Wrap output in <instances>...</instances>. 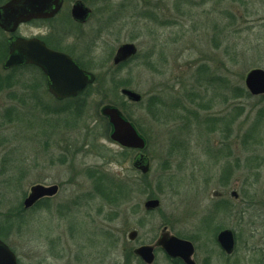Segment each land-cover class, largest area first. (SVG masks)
Returning a JSON list of instances; mask_svg holds the SVG:
<instances>
[{"label":"rangeland","instance_id":"obj_1","mask_svg":"<svg viewBox=\"0 0 264 264\" xmlns=\"http://www.w3.org/2000/svg\"><path fill=\"white\" fill-rule=\"evenodd\" d=\"M86 1L92 21L62 49L97 82L74 116H57L62 105L36 70L6 75L0 42V240L20 264H142L130 253L170 232L193 243L197 264H264V95L235 94L251 70H264V0ZM62 27L77 30L67 17ZM127 43L138 54L117 67ZM106 107L147 140V174L133 165L138 152L112 159L123 148L110 138ZM101 171L134 185L121 207L97 195L91 175ZM36 185L60 190L24 212ZM149 199L160 207L146 211ZM227 229L232 257L216 241ZM154 264L180 263L158 249Z\"/></svg>","mask_w":264,"mask_h":264},{"label":"water","instance_id":"obj_2","mask_svg":"<svg viewBox=\"0 0 264 264\" xmlns=\"http://www.w3.org/2000/svg\"><path fill=\"white\" fill-rule=\"evenodd\" d=\"M63 0H55L56 7H61ZM25 0H11L0 8V26L3 30L14 33L18 25L27 21L30 17L24 14ZM90 14V10L78 2L72 10V16L76 21L84 22ZM37 17V16H36ZM134 44L122 45L114 58V65L125 63L137 55ZM38 66L47 77L49 92L58 101H64L77 97L88 85L95 82V75L80 67L72 57L65 53L55 52L47 48L45 43L32 39L26 40L22 37L10 39L9 55L4 63V69L23 65ZM245 87L252 96L264 95V70H251L245 78ZM121 94L132 103H140L142 96L131 89L124 88ZM103 114L108 118L112 126L110 138L113 142L126 149L143 151L146 148L145 139L138 133L134 125L127 121L116 107H106ZM134 167L144 174L149 171V160L139 154ZM59 187L36 185L31 188L30 195L25 199V209L32 208L38 201L57 195ZM235 197L237 194H233ZM161 205L159 199H149L144 203L146 211H155ZM138 237L137 231L129 234V240L134 242ZM221 249L232 255L235 251L234 233L227 229L221 231L217 236ZM161 248L171 259H180L184 264H197L193 257L195 246L192 242L180 239L170 232H163L154 245H143L134 250L136 256L140 257L145 264H154L156 260L155 250ZM0 264H18L15 253L10 247L0 240Z\"/></svg>","mask_w":264,"mask_h":264},{"label":"flooded vegetation","instance_id":"obj_3","mask_svg":"<svg viewBox=\"0 0 264 264\" xmlns=\"http://www.w3.org/2000/svg\"><path fill=\"white\" fill-rule=\"evenodd\" d=\"M10 1L11 0H1L0 8L5 6ZM68 1L69 0H63L61 2V7L57 9L55 0H25L24 14L26 16L28 15V16H33V17H30L27 21L18 25L14 33H9L7 31H4L0 26V36H1L0 42H1L2 48H4V55L2 57L3 60L1 62L2 70H3L4 62L6 61L9 55V42H10V39L12 38L23 37L27 40L35 39V40L45 43V45L52 51L64 52L62 49L63 43L69 39H73L71 38V36L77 35L78 29L83 28L84 26L88 25L89 22L92 21V18L94 16V11L90 7L91 5H89V2L86 0H73L71 8L69 10L70 12L69 17L67 14L64 16L63 11ZM78 2H82L90 10V14L87 17L86 21L84 22L76 21L74 17L72 16L73 7ZM64 17H67V19L71 23V26H74L77 29L76 32L73 33L70 30L64 29L62 27V19ZM23 29H31V30H34L35 32L32 34H23L22 33ZM122 45L124 44H121L118 48H120ZM134 45L136 46V44ZM67 54H69L76 62H78V59L75 58L72 54L68 52ZM29 69H34L38 72L39 76L41 77V79L40 78L39 79L42 82V87L45 90L44 92L47 95H51L47 89V78L44 75V73L41 71V69L38 68L37 66L29 64V65H24L21 67H14L5 72L11 78L12 77L11 74L14 73L15 71L22 72L24 70H29Z\"/></svg>","mask_w":264,"mask_h":264},{"label":"trees","instance_id":"obj_4","mask_svg":"<svg viewBox=\"0 0 264 264\" xmlns=\"http://www.w3.org/2000/svg\"><path fill=\"white\" fill-rule=\"evenodd\" d=\"M78 62L81 64V66L85 69H88L86 67V65H84L82 62H80L78 60ZM124 66V65H123ZM0 88H1V84L3 82V80H0ZM4 83V82H3ZM124 87L127 85H123ZM6 89V88H5ZM3 91V89H1ZM88 91V90H87ZM86 91V92H87ZM82 93L80 94L77 98L75 99H70V100H66L64 102H61L60 104L62 105V111H58L56 114L57 116H59V118L61 117V115H70V116H74V112L78 113L81 109V105L80 102H82V97L84 95H87L88 93ZM235 94L239 97H247L249 96V93L247 92V90L243 87H237L235 90ZM89 95V94H88ZM86 97L85 96V100L86 101ZM84 103V102H83ZM70 113V114H68ZM9 114H12V111L9 112ZM10 117V116H9ZM130 119V118H129ZM128 119V120H129ZM130 121V120H129ZM261 125V124H260ZM260 125L258 127H260ZM138 130L139 128L136 127ZM140 131V130H139ZM97 142H96V138L93 139V141L89 144V146L92 145V147H97ZM87 147V146H85ZM133 152L131 150L128 149H123L121 152H119L117 155H115L112 159L114 161H116L117 163H122L130 161L133 157ZM105 154L110 153L109 151H104ZM104 155H102L103 157ZM92 178L95 177L96 178V182H95V191L97 193L98 196H102L103 198H105L107 201H111L112 204H119L120 207L122 206V201L125 200L126 198H129V196L131 195L133 189H134V185H132L128 180L125 179H121L118 177H113L111 175H109L106 172L101 171L99 174L97 173H93ZM46 202H48L49 200H45ZM42 202L38 203L35 208H37ZM224 204V203H223ZM33 208V209H35ZM139 209V207H137ZM24 212L26 211L24 208L22 209ZM131 252V251H130ZM130 256L135 257V255L133 254V251L130 253ZM137 260H139L137 257H135ZM175 261L176 263H180L182 264V262L178 261V260H172ZM140 263H142L141 261H139ZM143 264V263H142Z\"/></svg>","mask_w":264,"mask_h":264}]
</instances>
